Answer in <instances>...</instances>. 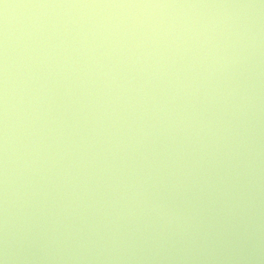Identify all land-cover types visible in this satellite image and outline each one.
Returning a JSON list of instances; mask_svg holds the SVG:
<instances>
[{"label":"water","instance_id":"95a60500","mask_svg":"<svg viewBox=\"0 0 264 264\" xmlns=\"http://www.w3.org/2000/svg\"><path fill=\"white\" fill-rule=\"evenodd\" d=\"M5 60L18 234L26 213L34 222L67 215L64 224L77 228L98 218L87 205L113 199L109 186L121 172L127 180L132 169L147 171L144 156L158 167L179 146L191 167L201 120L214 121L213 131L230 128L219 151L239 143L241 172L231 211L205 213L188 238L97 258L95 250L76 252L75 240L49 245L36 228L12 264H264V0H0V253ZM142 128L150 135L137 144ZM171 170L158 174L165 184L176 179ZM77 255L86 258H69Z\"/></svg>","mask_w":264,"mask_h":264},{"label":"clouds","instance_id":"9594fccd","mask_svg":"<svg viewBox=\"0 0 264 264\" xmlns=\"http://www.w3.org/2000/svg\"><path fill=\"white\" fill-rule=\"evenodd\" d=\"M69 7H173L172 5H70ZM118 28L119 25H116ZM161 28L157 25L153 31ZM164 29L165 34L170 32ZM210 43V38L205 41ZM4 130H3V247L0 253V264H12L17 257V248L21 242L30 243L36 238L34 231L39 228L42 239H45L49 245L58 246L63 243L75 240L76 252L92 251L98 253L100 258L108 252H129L134 253L139 244H154L164 247L174 239H185L198 231L203 221L208 215L219 214L220 212H230L233 205L235 193L238 189V178L241 175L240 165L236 163L240 155V144H225L227 151L220 154V143L231 136L229 127L223 129L216 128L213 131L214 121L199 122L197 130L193 132L200 142L201 154L192 162L191 167L182 164L184 149L183 147H174L168 154V158L161 161L158 167H154L148 156L143 159L147 161V171L132 169L127 173L128 179H124V172L116 178L109 186L112 191L113 199L104 201H95L87 205L99 213L98 218L91 221L82 220L79 228L64 224L68 219L65 215L63 219L59 216L38 218L34 222L32 215L26 213L22 233L18 234L14 214L10 211L9 201V182H8V124H7V62L5 60L4 68ZM164 105H161V109ZM194 119V116L192 117ZM183 124L184 120L181 119ZM187 127H191V121ZM168 130V129H166ZM143 135L141 140L135 141L139 144L143 138L150 135L143 128L140 130ZM205 133L209 141L204 140ZM221 133H226L227 136ZM215 139H212V138ZM211 145V146H210ZM207 150V151H205ZM207 155L209 167L205 168L202 162ZM30 167V165H29ZM170 167L172 170L168 173L170 177H176L175 180H169L167 184L159 177L161 169ZM111 171V165H106ZM219 169L214 175L210 174L211 169ZM248 168H251V161L248 162ZM199 172V175L196 173ZM223 173V174H221ZM192 181V183H189ZM195 187V191L192 188ZM191 193V195H189ZM35 194V193H34ZM180 198L179 204H174L177 198ZM217 205H222L218 208ZM79 207V204H77ZM67 212V208L63 210ZM212 227V225H210ZM71 259H85L84 256H72ZM106 259H137L134 254L127 256L112 255Z\"/></svg>","mask_w":264,"mask_h":264}]
</instances>
